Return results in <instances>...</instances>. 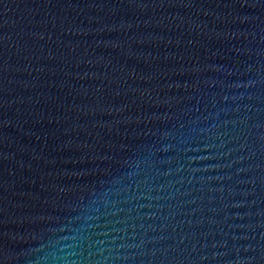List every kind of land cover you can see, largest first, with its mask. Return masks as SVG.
Returning <instances> with one entry per match:
<instances>
[{"label": "water", "instance_id": "obj_1", "mask_svg": "<svg viewBox=\"0 0 264 264\" xmlns=\"http://www.w3.org/2000/svg\"><path fill=\"white\" fill-rule=\"evenodd\" d=\"M0 264H264V0H0Z\"/></svg>", "mask_w": 264, "mask_h": 264}]
</instances>
